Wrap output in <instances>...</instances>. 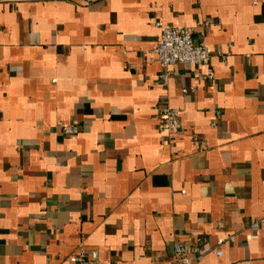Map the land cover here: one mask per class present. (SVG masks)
I'll use <instances>...</instances> for the list:
<instances>
[{"label":"crops","instance_id":"1","mask_svg":"<svg viewBox=\"0 0 264 264\" xmlns=\"http://www.w3.org/2000/svg\"><path fill=\"white\" fill-rule=\"evenodd\" d=\"M159 22L207 23L212 82L163 85ZM263 216L264 0H0V264H264Z\"/></svg>","mask_w":264,"mask_h":264},{"label":"built area","instance_id":"2","mask_svg":"<svg viewBox=\"0 0 264 264\" xmlns=\"http://www.w3.org/2000/svg\"><path fill=\"white\" fill-rule=\"evenodd\" d=\"M160 30V36L152 54L159 62L162 73L159 74V80L163 85L169 81V67L173 65L186 64L194 67L204 68V72L198 74L202 81L212 82L214 73L210 67V53L203 41L195 43L193 35L197 29L203 36V30L208 26L207 23H199L194 28H174L163 23H157ZM194 90V87L191 88ZM183 90L182 93H186ZM160 123L159 132L164 134L169 140L173 139L180 131L179 110L163 105L158 110ZM218 114V113H217ZM60 131L68 136H75L79 133V127L74 124L60 125ZM264 225V216L260 219H253L249 224L251 238H256L259 228ZM232 241L233 239L230 238ZM201 239H197L194 245H187L177 242L173 246V258L175 264H195L203 261V254L200 252ZM220 249L215 250V256L221 257ZM98 251L78 249L75 255L69 258L71 264H98Z\"/></svg>","mask_w":264,"mask_h":264}]
</instances>
